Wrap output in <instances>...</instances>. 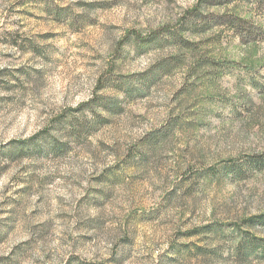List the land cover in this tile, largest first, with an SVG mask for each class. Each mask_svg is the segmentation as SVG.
I'll return each instance as SVG.
<instances>
[{
  "label": "rangeland",
  "instance_id": "374dc122",
  "mask_svg": "<svg viewBox=\"0 0 264 264\" xmlns=\"http://www.w3.org/2000/svg\"><path fill=\"white\" fill-rule=\"evenodd\" d=\"M0 264H264V0H0Z\"/></svg>",
  "mask_w": 264,
  "mask_h": 264
},
{
  "label": "trees",
  "instance_id": "16d2710c",
  "mask_svg": "<svg viewBox=\"0 0 264 264\" xmlns=\"http://www.w3.org/2000/svg\"><path fill=\"white\" fill-rule=\"evenodd\" d=\"M232 25H233V27H237L236 26V24H237V22H235V20H231V22H230ZM244 28H241L242 29V31H247V32H250V29L249 28H247L245 25L243 26Z\"/></svg>",
  "mask_w": 264,
  "mask_h": 264
}]
</instances>
